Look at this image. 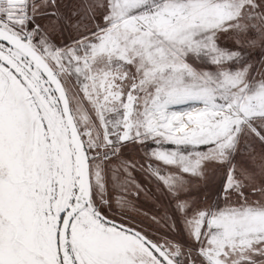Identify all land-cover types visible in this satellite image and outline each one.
<instances>
[{"label": "snow or ice", "instance_id": "1", "mask_svg": "<svg viewBox=\"0 0 264 264\" xmlns=\"http://www.w3.org/2000/svg\"><path fill=\"white\" fill-rule=\"evenodd\" d=\"M0 264H264V0H0Z\"/></svg>", "mask_w": 264, "mask_h": 264}, {"label": "rangeland", "instance_id": "2", "mask_svg": "<svg viewBox=\"0 0 264 264\" xmlns=\"http://www.w3.org/2000/svg\"><path fill=\"white\" fill-rule=\"evenodd\" d=\"M145 211L149 210V206L146 205L145 208H144Z\"/></svg>", "mask_w": 264, "mask_h": 264}]
</instances>
